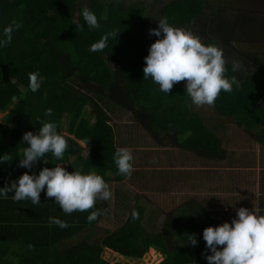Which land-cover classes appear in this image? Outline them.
<instances>
[{
	"label": "trees",
	"instance_id": "16d2710c",
	"mask_svg": "<svg viewBox=\"0 0 264 264\" xmlns=\"http://www.w3.org/2000/svg\"><path fill=\"white\" fill-rule=\"evenodd\" d=\"M85 5L96 14L98 28H89L80 15ZM205 5L210 8L211 31L201 42L223 49L225 75L239 82L231 92L221 91L212 106L220 116L232 117L249 138L264 144V107L256 101L259 95L264 97V59L258 62L251 53H243L242 41H236L234 34L237 28L257 23L246 11L222 0H167L160 9H150L142 1L0 0V30L13 20L21 24L13 29L11 41L0 48V113H6L0 119V155L10 153L14 158L0 166V187L26 171L38 174L43 167L67 163L68 171L73 172L70 160L80 164L81 173L94 168L103 177L112 170L117 180H123L113 160L116 148L102 103L132 114L160 145L180 146L207 159L223 160L226 152L217 134L193 110L184 82L174 83L165 94L150 77L143 78L144 57L158 39L149 29L157 28L160 18L178 28L193 26L208 17ZM147 9L152 11L151 17L146 15ZM75 24L83 27L75 29ZM113 29L117 35L108 40L105 49L89 51L92 43ZM228 57L247 60L257 71L243 76ZM31 72L44 77L36 92L28 89ZM48 108L51 115L45 114ZM48 121L57 125L67 141L63 158L49 152L31 169L19 167L16 157L27 146L26 142L21 145L23 133L35 134ZM77 140H88L87 148ZM11 195L0 198V264H110L103 258L104 248L130 259L142 258L154 248L164 259L151 250L157 258L151 264H207L204 257L211 253L205 248L202 232L205 227L220 225L214 218L167 219L162 232L147 234L143 211L137 208L136 220L130 213L119 228L101 237L96 226L102 216L91 223L86 220L91 209L65 214L55 198L45 197L43 191L37 205L30 200L13 201ZM95 207L101 209L97 202ZM49 217H58L67 227L50 224ZM175 221L186 234H196V246L186 242V235L178 238L177 227L171 231L170 222Z\"/></svg>",
	"mask_w": 264,
	"mask_h": 264
},
{
	"label": "clouds",
	"instance_id": "9594fccd",
	"mask_svg": "<svg viewBox=\"0 0 264 264\" xmlns=\"http://www.w3.org/2000/svg\"><path fill=\"white\" fill-rule=\"evenodd\" d=\"M80 15L89 28L100 25L96 14L85 5ZM158 27L149 29V34L158 39L151 43L148 55L144 57L143 78L151 80L159 86V91L168 94L174 83L185 81V95L196 106H212L221 91L229 93L233 86L239 87L235 77L228 78L225 73L226 57L215 43L204 44L201 38L191 31L170 25L166 18H160ZM75 29L83 25L75 24ZM21 24L13 20L0 30V48L12 39L13 29ZM117 35L115 29L110 30L89 46L90 52L102 51L107 47L110 38ZM233 46L235 42H232ZM235 67V66H234ZM44 77L38 72L28 74V89L36 92L40 89ZM52 109L45 110L51 115ZM22 155L17 156L18 166L31 169L41 161L45 153L62 159L68 147L64 135L57 130L52 122H43L34 134L27 131L22 135ZM14 158L10 153L0 155V166ZM117 172L125 178L134 170L133 156L127 148H117L113 154ZM45 197H54L62 212L71 214L73 211H87L86 220L91 223L103 215V211L95 207L97 201H108L112 197L109 184L94 171L81 173L69 172L62 165L52 168L43 167L38 174L24 172L18 178L0 187V198H5L11 192L13 201L30 200L33 205L40 204V193ZM132 220L138 218L135 209L131 212ZM50 224L60 228L67 223L58 217H49ZM202 239L209 253L205 255L207 264H264V215H258L255 210L245 207L236 209V216L231 222L203 229ZM186 242L192 246L198 243L196 234H186ZM223 246V247H218ZM31 248V245H28Z\"/></svg>",
	"mask_w": 264,
	"mask_h": 264
},
{
	"label": "crops",
	"instance_id": "0c3cea01",
	"mask_svg": "<svg viewBox=\"0 0 264 264\" xmlns=\"http://www.w3.org/2000/svg\"><path fill=\"white\" fill-rule=\"evenodd\" d=\"M107 124L112 130L111 136L115 148L130 150L133 156L134 170L129 177L123 180H117L112 170L106 171L103 175L104 180L109 184L112 197L108 201H97L103 211L101 220L96 226L98 234L100 232L102 234L101 237L119 228L132 210L137 208L143 211V224L147 234H150V223V227L158 225L155 233L162 232L167 219L200 218L205 221L208 220L206 218L219 217L220 224L226 221L230 222L228 217L223 214L228 211L230 206L227 190L234 189L233 183L229 185L225 179L213 178V180L210 179V173L197 172L195 167L198 160L207 158L197 156L195 152L185 150L180 146L158 144L149 132L140 128V125L129 117L112 118ZM205 124H207L206 121ZM207 127L212 131L208 124ZM253 141L264 148V144L259 143L256 137ZM80 145L83 148L88 146V144L82 143ZM221 148L224 149L222 145ZM194 156L200 158L196 159ZM225 158L227 157L225 156ZM70 161V167L80 171V164L73 160ZM60 165L66 170L69 168L67 163ZM90 171L97 173L94 168ZM245 186L246 184H243L247 190ZM239 200H235V205L232 206L238 207L241 202ZM117 220L120 221L116 226ZM170 224L172 232L174 227H177L175 229L176 233H179L178 238L184 236V231L176 221L175 223L170 222ZM104 250L130 259L109 248H104ZM151 250H154L162 258L161 261L164 259L163 255L154 248Z\"/></svg>",
	"mask_w": 264,
	"mask_h": 264
},
{
	"label": "rangeland",
	"instance_id": "374dc122",
	"mask_svg": "<svg viewBox=\"0 0 264 264\" xmlns=\"http://www.w3.org/2000/svg\"><path fill=\"white\" fill-rule=\"evenodd\" d=\"M115 1L123 2L126 4L133 1H142L146 3L148 8L150 9L163 8L164 2H167V0ZM222 2H226V4H233V6L242 9L251 7L253 5L251 3V0H222ZM154 3H156L157 5H155ZM153 4L155 6H153ZM205 8V11L209 12L210 8L206 7V5ZM150 9H147L148 12L146 13V15H149L151 17L152 11ZM250 10L255 11H248V13L255 15L257 23L255 21V25L253 24L251 28H237L234 34L237 37V40L242 41L241 49L243 51L251 52L257 58L258 62H260L259 60L264 59V28L262 27L264 25L261 26L259 24H264V19H262L264 18V0H255V8H251ZM202 18L203 19L195 22L193 26L189 25L185 28H182L191 31L194 35L199 36L201 38V41L204 37L209 36L207 34V31H211L210 21H208L209 16L207 18ZM228 61H230L240 72L242 70L243 76H245L247 73L255 74V72L257 71L252 67V65H250V67H246V63L242 62L240 59L238 60L228 57ZM183 82L185 84V81ZM256 101L258 103L262 102L264 104V99L262 98H259V100L257 98ZM191 105L193 106V110L197 111V113H199L201 117L205 119L206 123L215 132V134H217V136L221 140V145L226 150L227 158H225L224 160H222L221 158H218L216 160L202 159L200 157L197 158L198 155L194 156L196 159L200 158L198 160V164L195 167L197 172L210 173V179L221 177L225 179L226 181H224L229 183V185L233 183L234 189L227 190L229 195L228 203L230 204V206L228 211H226L223 216H227L229 221L231 222V220L236 216V209L240 207H245L252 211L255 210L258 215H264V207L261 206L264 205V148L260 146L256 141H253L252 138H249V135L244 132V128L235 123L234 119H227L226 123L223 119L220 120L221 123H217L212 120V116L218 118L217 114L213 111H211V115H208L207 110H209L210 108L211 110H214L213 106L204 105L200 107H194L195 105L192 103ZM102 106L106 108L107 115L111 120L112 118L122 119L125 117H129L134 121L132 114H126L125 110H122L120 108L117 109V107L113 104H109L107 106L106 104L102 103ZM5 114L6 113H0V119L4 118ZM139 127L143 129L142 126ZM67 128L68 127L65 126V130H67ZM251 173H253L255 176L252 177ZM243 184H246L245 187L247 188V190L243 187ZM235 200H239V202L241 201L238 207L232 206L235 205ZM213 214L215 215L217 213ZM219 215L221 216L220 213ZM214 219L219 220V217H216ZM214 219L210 218L209 221H212ZM119 221L120 220H117L116 226L119 224ZM150 224V234L155 233L158 225L150 227ZM183 234L184 236L186 235L185 231ZM99 235H102L101 232L99 233ZM147 253L148 254L144 255L142 257V260L139 261L138 259H125L116 254H112V252L110 251L104 250L103 258L110 264L125 261L132 264H151L153 261L157 260L154 254L150 253V249Z\"/></svg>",
	"mask_w": 264,
	"mask_h": 264
},
{
	"label": "flooded vegetation",
	"instance_id": "af4514ba",
	"mask_svg": "<svg viewBox=\"0 0 264 264\" xmlns=\"http://www.w3.org/2000/svg\"><path fill=\"white\" fill-rule=\"evenodd\" d=\"M251 3L253 4L251 7H246V8H244V9H242V8H237V7H235V9H237V10H239V11H246L247 13H248V11L249 12H255V11H252V10H250L251 8H255V0H251ZM248 14H251V13H248ZM252 16H255V15H253V14H251ZM208 16H209V20H210V14H209V12H208ZM258 26V25H257ZM208 32V31H207ZM208 34V33H207ZM236 41H239V40H236ZM239 42H241V41H239ZM241 45H242V43L240 44V47H241ZM243 53H251V52H247V51H242ZM252 54V53H251ZM253 55V54H252ZM242 62H244V63H246V67H250V62H248L247 60H244V59H240ZM258 98V100H259V98H262V99H264V97H262V96H258L257 97ZM260 104L264 107V104L262 103V102H260ZM193 107V106H192ZM194 107H200V106H194ZM214 109V108H213ZM212 110H211V108L209 109V110H207V112H208V115H211L212 114V112H211ZM214 113H216L217 114V116H218V118H215L214 116H212L211 117V119L212 120H214L215 122H217V123H221V119H223V120H225V123H226V120L227 119H233L232 117H223V116H220L216 111H215V109H214ZM253 139V138H252ZM254 140V139H253Z\"/></svg>",
	"mask_w": 264,
	"mask_h": 264
},
{
	"label": "water",
	"instance_id": "95a60500",
	"mask_svg": "<svg viewBox=\"0 0 264 264\" xmlns=\"http://www.w3.org/2000/svg\"><path fill=\"white\" fill-rule=\"evenodd\" d=\"M13 100H16V98L14 97ZM214 112V110H212ZM79 143H82L84 145L88 144V140H78ZM151 249V248H150ZM148 253H146L145 255H147ZM139 261L142 260V258H137Z\"/></svg>",
	"mask_w": 264,
	"mask_h": 264
}]
</instances>
